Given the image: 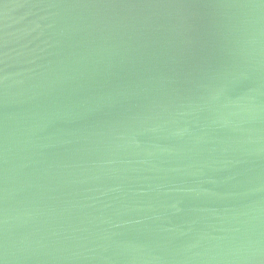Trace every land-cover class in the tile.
I'll return each mask as SVG.
<instances>
[{
    "label": "water",
    "instance_id": "obj_1",
    "mask_svg": "<svg viewBox=\"0 0 264 264\" xmlns=\"http://www.w3.org/2000/svg\"><path fill=\"white\" fill-rule=\"evenodd\" d=\"M0 264H264V0H0Z\"/></svg>",
    "mask_w": 264,
    "mask_h": 264
}]
</instances>
